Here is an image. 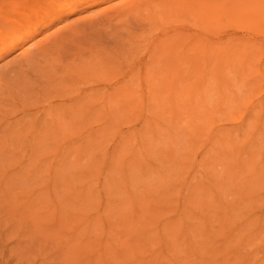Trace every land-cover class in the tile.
Listing matches in <instances>:
<instances>
[{
  "label": "rangeland",
  "instance_id": "obj_1",
  "mask_svg": "<svg viewBox=\"0 0 264 264\" xmlns=\"http://www.w3.org/2000/svg\"><path fill=\"white\" fill-rule=\"evenodd\" d=\"M116 1L4 54L0 93L33 108L59 99L75 86L55 73L59 52L107 39L119 22L101 11ZM200 77L170 97L116 101L110 114L80 100L56 119L29 116L32 160L0 189V264H264V48Z\"/></svg>",
  "mask_w": 264,
  "mask_h": 264
},
{
  "label": "bare ground",
  "instance_id": "obj_2",
  "mask_svg": "<svg viewBox=\"0 0 264 264\" xmlns=\"http://www.w3.org/2000/svg\"><path fill=\"white\" fill-rule=\"evenodd\" d=\"M107 1L0 0V58L81 7ZM101 12L119 23L107 39L74 40L59 52L55 73L75 85L59 99L33 108L11 89L0 93V189L16 164L32 160V114L56 119L80 100L110 114L114 102L130 97H170L177 83L200 79L210 65H231L241 52L264 48V0H118ZM59 32L36 45L43 50ZM126 41L134 46L122 54L117 47Z\"/></svg>",
  "mask_w": 264,
  "mask_h": 264
}]
</instances>
